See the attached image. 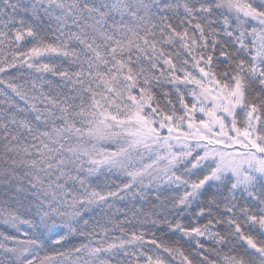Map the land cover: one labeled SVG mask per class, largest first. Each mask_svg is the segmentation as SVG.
I'll use <instances>...</instances> for the list:
<instances>
[{"label":"snow or ice","instance_id":"6c2138e0","mask_svg":"<svg viewBox=\"0 0 264 264\" xmlns=\"http://www.w3.org/2000/svg\"><path fill=\"white\" fill-rule=\"evenodd\" d=\"M0 264H264V0H0Z\"/></svg>","mask_w":264,"mask_h":264}]
</instances>
